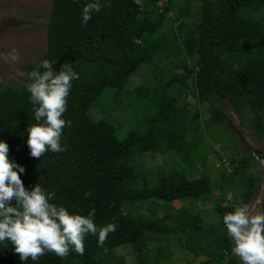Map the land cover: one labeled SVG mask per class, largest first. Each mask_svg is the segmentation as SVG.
I'll return each mask as SVG.
<instances>
[{"label":"trees","instance_id":"1","mask_svg":"<svg viewBox=\"0 0 264 264\" xmlns=\"http://www.w3.org/2000/svg\"><path fill=\"white\" fill-rule=\"evenodd\" d=\"M86 2L52 0L49 13L45 59L57 70L69 64L79 74L64 114L72 121L62 135L66 151L46 152L40 158L30 155L26 129L35 121L25 80L20 86L6 83L0 89V139L8 142L10 157L25 166L21 175L26 187L39 183L55 192L54 202L85 215L95 208L97 225L114 223L116 230L103 246H98L96 237L86 236L82 256L46 253L27 264H127L117 253L121 246L131 248L137 264H169L172 243L196 257L206 256L209 264H240L231 252L223 215L241 203L249 204L260 179L245 157L233 171L224 168L213 178L207 158L212 145L206 137L219 129L231 131L223 108L226 101L241 114V122L249 118L248 126L264 139V17L255 16L264 0H101V11L84 25ZM170 13L177 24L165 28ZM179 48L184 53L178 55ZM149 53L156 57L153 81L131 95L148 115L121 138L107 117L91 116V106L128 92L132 75ZM190 58L195 60L192 67ZM189 93L208 103L206 127L200 110L194 114L187 102ZM169 148L175 158L168 170L138 169L136 156ZM199 162L209 173L190 178ZM215 197L217 220L212 223L190 207L174 206L175 201L194 205ZM148 200H153L152 214L142 210ZM261 206L264 210V196ZM0 264L22 262L11 245H0Z\"/></svg>","mask_w":264,"mask_h":264},{"label":"clouds","instance_id":"2","mask_svg":"<svg viewBox=\"0 0 264 264\" xmlns=\"http://www.w3.org/2000/svg\"><path fill=\"white\" fill-rule=\"evenodd\" d=\"M101 9V0H87L81 22L87 25L92 14ZM3 58L14 63L19 55L12 49ZM23 75L35 121L26 129L30 155L40 158L46 152L66 151L62 135L72 121L65 119L64 114L73 81L79 79V74L69 64L57 70L53 62L43 59L37 68ZM9 152L8 142L0 139V245H11L22 264L29 259L37 262L46 253L60 258L70 252L82 256L88 235L96 237L98 246H103L116 224L98 226L95 208L85 215L54 202L55 192L39 183L26 187L21 175L26 172L25 166L10 157ZM89 195L84 193L85 198ZM260 205L259 199L253 204L241 203L223 215L226 234L232 241L231 252L240 264H264V210Z\"/></svg>","mask_w":264,"mask_h":264},{"label":"rangeland","instance_id":"3","mask_svg":"<svg viewBox=\"0 0 264 264\" xmlns=\"http://www.w3.org/2000/svg\"><path fill=\"white\" fill-rule=\"evenodd\" d=\"M194 1L196 2V0ZM51 9L52 0H0V89L6 83L20 86L24 80L23 74L28 72L30 68L38 67L40 61L46 58ZM172 15V13L168 15L165 28L177 24ZM255 16L264 17V8L259 9ZM185 20L189 21L190 19L186 18ZM12 49H15L19 55L18 61L14 63H10L3 58ZM182 53H184L183 48H179L177 54ZM155 59L156 57L152 53L146 56L143 66L132 75L125 89H129V91L119 94L120 98H118V95L114 99L113 95V97L103 99L91 106V116L95 120L107 117L116 126L118 135L121 138H124L130 130L139 127L140 120L143 116H146L147 112L141 106L140 100H134L131 95L146 90L149 81H153L152 71ZM194 63L195 60L190 58L189 66L192 67ZM178 71L183 72L182 69ZM191 82L190 80L186 87L191 88ZM184 100V97H182L179 103L182 104ZM186 100L190 103L193 113L200 110L202 123L206 127L210 119L208 103H201L198 97L192 93L188 94ZM223 108L231 131L226 130V133H223L224 130L219 129L214 131L215 134L213 135L208 133L206 140L210 143L209 145H212V148H207L208 165L211 171L209 173L199 162L189 177L198 178L208 172L215 178L224 168L228 172L233 171L234 167L238 165L239 159L245 157L253 172L260 179L257 193L249 204L255 203L257 199L262 201L264 196V139H259L258 131L248 126L249 118L246 119L245 124L241 122L242 116L236 112L232 104L225 101L223 102ZM200 146L203 149L207 147H205L203 141L200 142ZM174 158L175 152L173 148H169L165 153L148 152L138 155L136 161L139 170L156 172L157 169L162 167L168 170L173 166L170 163ZM176 160L178 162V158ZM183 166L185 165L183 164ZM138 182L140 185L142 184L141 180H138ZM214 189V195L219 197V189L217 187ZM216 197L208 202L200 201L194 205H190V202L175 201L174 206L177 209L183 206L190 207L195 213H201L205 221L212 223L217 220L214 212V207L218 202ZM232 199V195L229 194L228 200ZM152 202L153 200H148L144 203L143 212L153 213L154 204ZM260 209L263 210L261 205ZM163 213L164 208H158V214L162 216ZM171 247L173 257L169 264H209L206 256L196 257L176 243H172ZM117 253L126 258L127 264H137L135 253L130 247L121 246L117 249Z\"/></svg>","mask_w":264,"mask_h":264}]
</instances>
